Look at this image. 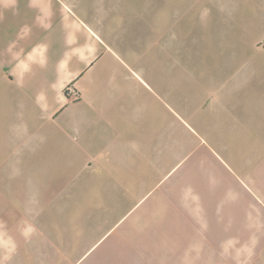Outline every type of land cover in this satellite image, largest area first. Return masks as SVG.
Listing matches in <instances>:
<instances>
[{
	"label": "crops",
	"instance_id": "0c3cea01",
	"mask_svg": "<svg viewBox=\"0 0 264 264\" xmlns=\"http://www.w3.org/2000/svg\"><path fill=\"white\" fill-rule=\"evenodd\" d=\"M246 1L240 34L224 21L237 12L213 21L206 71L173 56L174 28L156 56L154 0H0V264H238L264 224L241 179L264 189V0ZM68 192L81 202L68 204ZM133 199L135 218L119 233L133 245L107 249L119 238L98 234L110 210L91 209ZM74 208L81 219L63 225Z\"/></svg>",
	"mask_w": 264,
	"mask_h": 264
},
{
	"label": "rangeland",
	"instance_id": "374dc122",
	"mask_svg": "<svg viewBox=\"0 0 264 264\" xmlns=\"http://www.w3.org/2000/svg\"><path fill=\"white\" fill-rule=\"evenodd\" d=\"M242 1L244 2H213V0H211L210 2H208L207 0H154L152 7L153 16L152 18H147V20L150 21L148 26L154 29V32H151L153 34L152 37L148 40L149 42H152V40L155 41L154 53L159 58V60H161L162 55H164L163 57H165V46L167 45L168 40L169 43H171V33L174 28L175 46L173 48V56L176 59H191L190 62L192 65V69L194 70L195 68L199 70V67H201L202 70L206 69V71L213 70L215 65L212 64L216 59V55L213 52V48L210 47L211 43L215 42L214 37H216V35L213 36L215 28L213 25V21L223 20L221 14L219 15V18L216 17L219 13L237 12L238 14L233 13L235 16H228L229 19L227 17V19L225 18L224 21L227 23L230 22V27H226L228 29H231L235 35L240 34L245 29V26L241 25L242 20L250 16L252 17V11L250 10L252 3H249V1L246 0ZM234 5L236 6V9H234ZM252 9L254 11H260L259 9H263V3L254 2ZM204 11L206 12V21L205 23H203L204 19H201V23L199 25L200 29H195L194 24L197 22L198 16L201 14V12ZM262 33V25L257 26L255 33L256 40L261 39ZM146 36L149 35L146 34ZM147 51H149L147 56L149 58L151 55V50L149 49ZM256 115L259 116L260 114L256 113ZM49 179L50 180H47V183L53 184L55 180H52V178ZM241 179H243V181L247 183V186H249V189L246 192L248 194H244V199L249 200V202L251 203L253 202L252 204H254V211L256 215L262 214L260 216L262 218V221H264V189L257 186V181H254V179L247 177H243ZM68 194L72 195L70 200L66 199L67 201H69L68 204L75 205L79 203L80 199L78 198V194L74 192H68ZM56 195L59 196V198L57 199V203L61 202V195ZM81 195L82 194L80 193V196ZM239 201L241 202L243 200ZM135 203H137V200L133 199L132 201H126L125 205L122 204L121 207L118 209H91V212L94 213V216H98L102 213L107 214V211L110 210V217L108 218L109 222L107 221L104 224H101L103 225L102 231L98 234H101L105 231H109L108 234L119 235V238H115L118 240L112 242L111 246L107 247V249L119 250L120 248L122 249L125 243L127 246L130 247L133 245L132 241L123 240V235L119 233L125 229L126 225H128L130 221L134 220L136 215ZM50 207L54 208L51 211H48L50 213V220H52L53 223L57 224V226L61 227L62 212L57 210L55 204H52ZM80 213H82L80 208H74L71 210L64 211L63 225H74L76 222H78L80 218ZM83 213L84 215H87V210H85ZM260 216L255 218L256 224L257 218L259 219ZM94 226L96 227L98 226V224L94 223ZM254 227V239H251V241L248 242L245 246L244 243L240 245L238 264H264V224L261 223V225H255ZM97 228L99 227H96V229ZM76 232L77 234H80L82 232L81 228L77 225ZM126 235L128 237H132L131 239H133L135 236V232L132 231L131 233H127ZM66 244L67 243H64V246ZM130 247H128L127 250L131 252L132 255H134L135 251L130 250ZM22 260L24 259H16L14 261V264H19ZM26 260L29 261V264H56V262L58 261V259H55L54 257H47L45 259L31 258ZM114 260L115 259L112 258L95 259V261H97L96 264H111ZM140 260L141 259L138 257L128 258L127 264H140ZM69 261L71 260L63 258L62 264H69ZM224 262V264H229L233 262V260L229 258L225 259ZM143 264L145 263L143 262Z\"/></svg>",
	"mask_w": 264,
	"mask_h": 264
},
{
	"label": "built area",
	"instance_id": "2783aa9c",
	"mask_svg": "<svg viewBox=\"0 0 264 264\" xmlns=\"http://www.w3.org/2000/svg\"><path fill=\"white\" fill-rule=\"evenodd\" d=\"M68 92H70L71 94L75 95L77 94V91L74 90V88L72 86L68 87Z\"/></svg>",
	"mask_w": 264,
	"mask_h": 264
}]
</instances>
